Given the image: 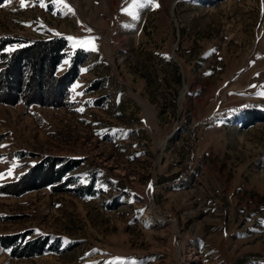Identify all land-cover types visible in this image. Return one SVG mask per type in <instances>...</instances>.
I'll list each match as a JSON object with an SVG mask.
<instances>
[{"label": "rangeland", "instance_id": "rangeland-1", "mask_svg": "<svg viewBox=\"0 0 264 264\" xmlns=\"http://www.w3.org/2000/svg\"><path fill=\"white\" fill-rule=\"evenodd\" d=\"M4 37L85 60L0 102V264H264V0H0Z\"/></svg>", "mask_w": 264, "mask_h": 264}, {"label": "trees", "instance_id": "trees-1", "mask_svg": "<svg viewBox=\"0 0 264 264\" xmlns=\"http://www.w3.org/2000/svg\"><path fill=\"white\" fill-rule=\"evenodd\" d=\"M13 45H16L15 49L6 51L7 47ZM67 49V41L63 38L37 41L0 38V102L9 105L24 102L25 106L61 105L67 88L78 77V68L85 60L82 51H77L75 57L71 58L68 69L62 75L57 76V68L65 57L64 51ZM40 72L41 75H39ZM38 93L45 96L36 97ZM54 165L51 162L48 168L43 169L46 172L42 179L44 184L49 181H59L76 166L75 162H70L69 165L64 163L55 170ZM28 177L29 175L18 183L20 190L26 188L25 183ZM32 183L35 181H31L30 187H34ZM16 240L17 237L6 238L4 246H9ZM44 244L45 242L40 240L29 241L20 250L27 252V256L39 255L42 253Z\"/></svg>", "mask_w": 264, "mask_h": 264}, {"label": "snow or ice", "instance_id": "snow-or-ice-1", "mask_svg": "<svg viewBox=\"0 0 264 264\" xmlns=\"http://www.w3.org/2000/svg\"><path fill=\"white\" fill-rule=\"evenodd\" d=\"M57 2H61V0H53V3H57ZM140 0H134V4H139ZM153 2V0H147V3L151 4ZM24 4V0H21V5L23 6ZM69 40H72V37L68 38ZM10 51V50H9ZM67 63V61H66ZM9 174H11V169L9 170ZM2 175V174H0Z\"/></svg>", "mask_w": 264, "mask_h": 264}, {"label": "bare ground", "instance_id": "bare-ground-1", "mask_svg": "<svg viewBox=\"0 0 264 264\" xmlns=\"http://www.w3.org/2000/svg\"><path fill=\"white\" fill-rule=\"evenodd\" d=\"M147 109V108H146ZM147 112V111H146Z\"/></svg>", "mask_w": 264, "mask_h": 264}]
</instances>
